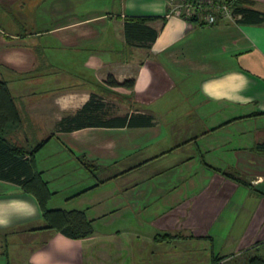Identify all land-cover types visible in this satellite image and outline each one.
Segmentation results:
<instances>
[{
    "label": "crops",
    "instance_id": "obj_1",
    "mask_svg": "<svg viewBox=\"0 0 264 264\" xmlns=\"http://www.w3.org/2000/svg\"><path fill=\"white\" fill-rule=\"evenodd\" d=\"M244 5L264 14V0ZM170 7V0H0V79L20 117L1 138L23 148L46 183L47 208L82 210L92 227L120 214L143 230L124 229L121 240L93 228L73 239L47 227L37 198L17 180L18 161L3 167L0 153V264H210L256 241L263 253L264 154L254 147L264 141V21L194 24ZM137 16L153 17L149 46L125 38L127 18ZM109 75L133 85H110ZM85 105L82 127L61 128ZM115 117L121 123H97ZM68 157L106 173L86 171L88 182H79L65 175ZM170 157L166 170L142 172L147 161Z\"/></svg>",
    "mask_w": 264,
    "mask_h": 264
},
{
    "label": "trees",
    "instance_id": "obj_2",
    "mask_svg": "<svg viewBox=\"0 0 264 264\" xmlns=\"http://www.w3.org/2000/svg\"><path fill=\"white\" fill-rule=\"evenodd\" d=\"M232 16L237 17V21L240 23H249L255 24L264 21V14L256 10L254 8L248 7L244 5V0H232ZM169 11V9H168ZM153 17L148 16H137V17H128L127 21L124 25V34L126 40L134 45L140 46H149L150 42L155 38L157 33L156 30L147 26V22L152 20ZM164 19V17H163ZM189 21V20H188ZM194 24H205L204 22L194 23ZM106 83L116 86V85H124L128 87H132L133 80L127 79L122 83H118L111 75L107 77L105 80ZM92 101V99H91ZM88 104V103H86ZM101 103H96L93 106L95 109H99V106H102ZM86 108L88 105L83 106L80 110H78L74 115H68L63 118L59 124H61V128L63 125L66 129H73L74 127H82L84 122L81 120ZM256 115V114H253ZM145 116V115H144ZM18 111L15 107L13 97L7 87V83L5 80L0 79V153L2 155V163L3 167L8 163H15L18 161L17 166L19 165V169H22V173H24V177L19 180V183L23 185L25 191H28L35 195L37 198L39 205L42 210L43 218L47 223V227L53 228L64 235L73 238L79 239L90 236L93 233V227L91 221H89L85 215V212L82 210H63V209H49L46 206L47 199L49 197V191L46 187V183L37 175L32 172L29 166V162L23 157L24 150L21 147H10L6 141L1 138L3 133L9 129H13L14 126L18 123L19 119ZM122 120V122L126 119V117H119L118 120ZM117 118L106 121L98 120L97 123L102 124H110L111 121H114L115 124L121 123L120 121H116ZM146 123H151L152 117L150 115H146L145 119ZM129 124H132L131 118L129 120ZM41 144H37L32 151H30V155H32L33 151L38 149ZM254 149L262 154H264V141L257 143ZM207 165L210 169H214L213 166L208 165L207 163H203ZM224 176L234 180L237 183H240L245 186H249L250 184L239 178L238 173L235 172H224ZM20 174H18L19 177ZM1 176H3L1 174ZM6 177H10L8 175H4ZM260 194H263L260 192ZM166 235L161 236L159 239H166ZM169 237V235H167ZM229 256H212L211 264H218L219 261L228 258ZM244 264H264V251L263 253H255L250 252L245 256Z\"/></svg>",
    "mask_w": 264,
    "mask_h": 264
},
{
    "label": "rangeland",
    "instance_id": "obj_3",
    "mask_svg": "<svg viewBox=\"0 0 264 264\" xmlns=\"http://www.w3.org/2000/svg\"><path fill=\"white\" fill-rule=\"evenodd\" d=\"M172 3L173 7H176L179 12H181L184 17L189 20V22L191 23H199V22H209V21H216L221 19L223 16L226 15V9H232V0H170ZM264 121V119H262ZM33 145V144H32ZM42 157H44V155L40 154L38 156V160L41 161ZM200 157H202L200 155ZM173 160L172 157L170 158H166V159H160V160H149L146 162V164L142 167L144 173H149L150 170H161L164 169L166 170V168L171 167L170 165H168L169 161ZM138 161H141L139 159H130L128 161V163H130V165H132V163H138ZM146 161V160H145ZM200 161L202 163H206V161H208L207 159H203L200 158ZM65 166L69 168V170L66 172L65 175L74 178L75 180H78L79 182H85L88 180L85 179V172L89 171V173L97 175L98 178H100L101 176H104L106 171L102 170L101 167H96V163L93 162V164H89L88 166L84 167V166H79V165H75V161L73 160V158L68 157L66 159V161L64 162ZM72 165H75L74 167H71ZM122 166V164H118V167H113L111 169L108 170H112L113 173H116L117 169H119ZM173 167V166H172ZM71 170V173H70ZM214 170H216L219 174L224 175V171L216 168L214 166ZM59 174H61V172H58ZM70 173V174H69ZM139 174V173H137ZM141 174V172H140ZM143 174V173H142ZM64 176V175H63ZM133 176H138L134 175V173H130V175L126 178H131ZM226 177V176H225ZM241 179L244 180L243 177H239ZM72 180V179H71ZM126 182V179H124ZM70 178H64L63 180H60L59 183L63 184V183H69ZM73 181V180H72ZM123 181V179H115L113 181V185H121V182ZM63 185H59V187H61ZM65 186V185H64ZM103 194L102 190L99 189L97 191L92 190L89 192L90 196H93L96 193H100ZM151 191H148L147 194H150ZM64 192H60L58 194V196L55 198V203H59L57 200H61V198L63 199L64 196ZM61 202V201H60ZM185 204H181V206H179L175 212L177 214V216H182L184 214V210H186V207L184 206ZM112 205H109V207H111ZM120 215V214H119ZM118 214L116 215H111L108 216L106 219H100L99 221L95 222L93 224V228L95 230H101V231H105L108 230L111 233H120V239L124 238L123 237V230L129 228V230H142V225H140V227L138 228L135 224H127L124 220V218L122 216H119ZM135 227V228H133ZM145 230H150L148 227L145 226L144 228ZM123 240V239H121ZM262 241H256L255 243L253 242L251 245L245 247L244 249H242L241 253L233 255V254H229V257L226 260H223L222 262H218V264H244L245 261V256L247 255V253L250 252H255V253H260L261 252V246L262 244H258L261 243ZM264 244V242H263ZM11 244H8V247L10 248ZM256 245L257 247L253 246ZM226 250V249H225ZM224 250V251H225ZM228 252H232L233 250H231L230 248H227ZM180 258V257H178ZM211 264V263H210Z\"/></svg>",
    "mask_w": 264,
    "mask_h": 264
},
{
    "label": "built area",
    "instance_id": "obj_4",
    "mask_svg": "<svg viewBox=\"0 0 264 264\" xmlns=\"http://www.w3.org/2000/svg\"><path fill=\"white\" fill-rule=\"evenodd\" d=\"M170 5H171V10L172 11H174L175 13H178V14H181L183 17H184V15L181 13V12H179V10L176 8V7H173L172 6V3H171V1H170ZM231 9L229 10V9H226V15L225 16H223L221 19H219V20H222V19H224V18H232V13H231ZM216 21H218V20H216ZM213 22H215V21H209V22H204V23H206V24H210V23H213ZM253 182H254V180H253Z\"/></svg>",
    "mask_w": 264,
    "mask_h": 264
}]
</instances>
